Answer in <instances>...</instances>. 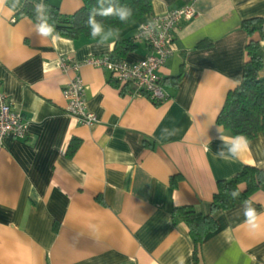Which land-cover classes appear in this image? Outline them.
I'll return each instance as SVG.
<instances>
[{"label":"crops","instance_id":"obj_1","mask_svg":"<svg viewBox=\"0 0 264 264\" xmlns=\"http://www.w3.org/2000/svg\"><path fill=\"white\" fill-rule=\"evenodd\" d=\"M25 2L43 0L0 5V92L26 124L24 137L7 135L0 147V264H264V215L260 231L250 232L245 200L211 213L216 227L198 244L172 215L180 206L209 213L218 180L246 165L264 170V135L249 139L239 159L227 147L221 157L219 135L233 136L215 121L246 60L241 22L264 18V0H152L151 14L186 4L195 11L178 24L158 71L161 102L129 86L122 91L105 68L85 63L110 53L134 26L103 44L83 36L53 41L37 35L30 19H14ZM53 3L67 15L81 6ZM254 39L264 56V27ZM147 54L137 41L122 59ZM62 60L78 71L64 70ZM75 73L96 116L91 125L65 111L62 89ZM72 138L80 142L67 156ZM246 200L264 214V183Z\"/></svg>","mask_w":264,"mask_h":264},{"label":"trees","instance_id":"obj_2","mask_svg":"<svg viewBox=\"0 0 264 264\" xmlns=\"http://www.w3.org/2000/svg\"><path fill=\"white\" fill-rule=\"evenodd\" d=\"M109 2L130 7L133 15L127 23H122L114 16H96V20L102 22L105 32L112 28L118 29L120 33L130 26H134L132 29L134 30L143 21L142 19L152 12V0H105L104 7H107ZM43 3L50 8L49 23H54L59 37L77 39L79 36H83L88 40H95L90 37V29L85 22L88 19L90 9L97 5V0H81V6L69 15L62 14L53 0H43ZM34 6L31 2H25L15 12L14 19L28 18L36 23ZM241 27L248 37L246 60L242 67L241 79L233 89L226 93L215 121L230 136L243 134L249 140L258 134L264 135V78L259 76V70L264 65V56H262L258 39H254V34L261 35L264 18L244 19L241 22ZM98 38L100 37L96 39ZM207 45H209L208 41L198 43L199 47ZM135 48L136 42L132 35L120 37L116 39L109 54L112 59H122L126 53ZM174 80L176 82L178 78ZM125 88L126 86H122V91ZM79 142L77 138L71 139L66 148L67 156L73 155ZM175 179L176 176L171 177V183H174ZM262 183H264V170L249 165L243 166L229 179L217 181L216 191L209 202V213H204L193 206H180L173 209V218H179L186 223L193 242L198 244L216 227V222L212 219L211 213L219 209H230L236 206L258 190ZM240 185H243L244 188L241 189ZM233 190L240 193L236 199H233L229 194Z\"/></svg>","mask_w":264,"mask_h":264},{"label":"built area","instance_id":"obj_3","mask_svg":"<svg viewBox=\"0 0 264 264\" xmlns=\"http://www.w3.org/2000/svg\"><path fill=\"white\" fill-rule=\"evenodd\" d=\"M195 11L190 4L161 14H150L136 27L132 38L142 42L148 48V54L137 61L112 59L109 53L91 56L85 63L105 68L117 85L129 86L135 94L144 95L153 102H161L167 98L161 87L159 69L164 65L172 51L175 29L182 21L190 20ZM143 26V27H141ZM64 70L78 71V64L61 61ZM66 100L65 111L77 122L91 125L96 116L86 107L83 95V83L78 74L68 81L62 89ZM26 134V124L22 114L13 108L12 102L0 92V147L7 135L22 138Z\"/></svg>","mask_w":264,"mask_h":264},{"label":"clouds","instance_id":"obj_4","mask_svg":"<svg viewBox=\"0 0 264 264\" xmlns=\"http://www.w3.org/2000/svg\"><path fill=\"white\" fill-rule=\"evenodd\" d=\"M4 3L5 0H0V5H3ZM104 3L105 0H97V5L90 9L88 19L85 22L86 26L90 29V37L92 39L100 37V44H103L109 39V37L118 35L119 30L109 28L107 32H105L102 22H98L96 20V16H114L122 23H127L133 15L132 9L126 5H119L109 2V5L104 7ZM49 11V6L43 2L35 4V30L37 35L41 37H50L53 41H55L58 39L59 34L56 32L54 23H49ZM219 139L222 141V149L218 151L217 154L221 157H225V147L228 148V152L231 154V157L236 159H239L241 155L249 149V141L243 134H238L231 138H226L220 134ZM229 194L233 199H236L240 195L239 191L236 190L231 191ZM243 206L245 217L244 223L247 225L248 230L253 233L260 231L261 216L264 214H258L256 209L252 206V202L250 200H245L243 202Z\"/></svg>","mask_w":264,"mask_h":264}]
</instances>
